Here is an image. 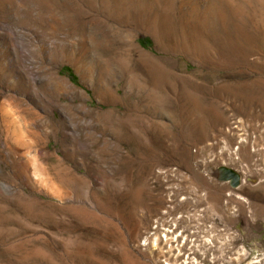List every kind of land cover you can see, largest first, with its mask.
Listing matches in <instances>:
<instances>
[{"label": "rangeland", "instance_id": "374dc122", "mask_svg": "<svg viewBox=\"0 0 264 264\" xmlns=\"http://www.w3.org/2000/svg\"><path fill=\"white\" fill-rule=\"evenodd\" d=\"M0 264H264V0H0Z\"/></svg>", "mask_w": 264, "mask_h": 264}, {"label": "water", "instance_id": "95a60500", "mask_svg": "<svg viewBox=\"0 0 264 264\" xmlns=\"http://www.w3.org/2000/svg\"><path fill=\"white\" fill-rule=\"evenodd\" d=\"M224 177L227 180H230L231 185L233 187H238L240 185L241 175L234 171L231 168L224 167L223 168Z\"/></svg>", "mask_w": 264, "mask_h": 264}, {"label": "bare ground", "instance_id": "6f19581e", "mask_svg": "<svg viewBox=\"0 0 264 264\" xmlns=\"http://www.w3.org/2000/svg\"><path fill=\"white\" fill-rule=\"evenodd\" d=\"M164 237L167 238L168 235H167V234H164ZM167 241H168V240H167ZM255 259H256V258H255ZM261 260H262V259H261ZM259 261H260V258H257V259H256V262H259Z\"/></svg>", "mask_w": 264, "mask_h": 264}]
</instances>
